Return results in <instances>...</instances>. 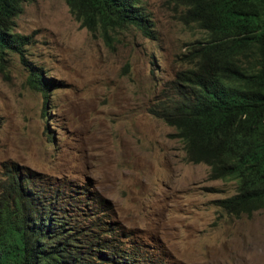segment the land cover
I'll return each mask as SVG.
<instances>
[{"label": "rangeland", "instance_id": "1", "mask_svg": "<svg viewBox=\"0 0 264 264\" xmlns=\"http://www.w3.org/2000/svg\"><path fill=\"white\" fill-rule=\"evenodd\" d=\"M140 5L151 37L133 26L91 34L65 0L24 3L13 33L31 39L25 58L52 85L45 100L16 54L0 59V182L14 168L83 229L94 217L115 224L116 261L129 253L132 264H264V210L237 217L214 204L236 182L209 180L154 113L206 34L167 0ZM108 258L101 264H116Z\"/></svg>", "mask_w": 264, "mask_h": 264}, {"label": "trees", "instance_id": "2", "mask_svg": "<svg viewBox=\"0 0 264 264\" xmlns=\"http://www.w3.org/2000/svg\"><path fill=\"white\" fill-rule=\"evenodd\" d=\"M28 1L0 0V59L16 54L28 71V86L46 100L52 82L24 55L31 39L13 33ZM65 2L91 34L133 26L152 36L141 0ZM167 3L179 21L206 36L183 55L174 94L159 100L154 113L175 128L189 163L209 167V180L236 182V193L214 204L237 217L264 210V0ZM13 169L0 182V264H101L108 256L132 264L129 253L123 261L113 257L121 258L112 244L115 224L94 217L83 229L68 205L42 200Z\"/></svg>", "mask_w": 264, "mask_h": 264}]
</instances>
